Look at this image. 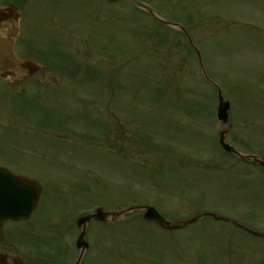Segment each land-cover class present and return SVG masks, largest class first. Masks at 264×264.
Segmentation results:
<instances>
[{"label": "rangeland", "instance_id": "1", "mask_svg": "<svg viewBox=\"0 0 264 264\" xmlns=\"http://www.w3.org/2000/svg\"><path fill=\"white\" fill-rule=\"evenodd\" d=\"M18 1L20 35L1 32L0 70L13 54L45 69L13 87L0 79V165L44 192L0 248L71 253L77 218L98 206L151 205L171 221L210 213L264 233V171L220 148L217 92L181 31L125 0ZM134 1L188 29L231 103L227 143L264 159V0ZM131 217L90 225L89 264H264V240L233 224L165 232Z\"/></svg>", "mask_w": 264, "mask_h": 264}, {"label": "water", "instance_id": "2", "mask_svg": "<svg viewBox=\"0 0 264 264\" xmlns=\"http://www.w3.org/2000/svg\"><path fill=\"white\" fill-rule=\"evenodd\" d=\"M141 8L148 11L152 16L155 17L154 13L145 5H139ZM7 14H10L14 17L16 21L19 20L20 14L17 9L13 6H10L6 9L0 10V20L6 18ZM157 18V17H156ZM163 23L179 28L182 32L186 34L190 44L195 49L199 61L202 64V59L199 50L195 47L192 38L190 35L184 30L183 27L171 24L168 22ZM205 73V72H204ZM218 92L219 106L217 117L221 124L220 130V143L224 150L228 153L237 155L243 161H251L253 164L264 166V161L260 160L255 156H247L239 153L234 148L229 146L225 137L231 129L232 122L230 120V102L224 97L222 90L215 86ZM227 124L228 127H224L223 125ZM41 187L37 182L17 176L10 172L9 170L0 167V242L4 241L3 235V226L7 222H19L29 220L37 208L39 204V200L41 197ZM137 211L140 214H143L144 220L148 222H154L159 225L162 229L168 231L174 230H182L187 228L188 226L197 223L204 217H212L217 221H224L232 223L244 231L253 234L254 236L264 238V234L253 231L242 224L229 220L227 218L215 215V214H200L189 220L174 222L166 219L162 215H160L156 209L153 207H140L133 206L128 209L114 211V210H104L103 208L97 209L94 213L86 214L81 216L77 220V226L81 230L80 236L77 241V248L86 249L89 248V244L86 240L88 227L93 221H97L100 223L106 224H115L121 221L127 213H131Z\"/></svg>", "mask_w": 264, "mask_h": 264}, {"label": "flooded vegetation", "instance_id": "3", "mask_svg": "<svg viewBox=\"0 0 264 264\" xmlns=\"http://www.w3.org/2000/svg\"><path fill=\"white\" fill-rule=\"evenodd\" d=\"M23 67H21L22 69L19 72L22 75L27 73V76L29 71L26 67ZM10 250L0 248V256H2V262H4L0 264H76L78 260L75 251L62 254L54 249H47L46 251L38 248H22V251L15 253ZM89 260L88 256L85 255L82 264H89Z\"/></svg>", "mask_w": 264, "mask_h": 264}]
</instances>
